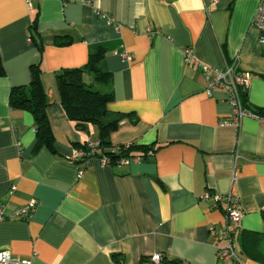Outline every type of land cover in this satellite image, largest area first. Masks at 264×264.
<instances>
[{
    "label": "crops",
    "instance_id": "obj_1",
    "mask_svg": "<svg viewBox=\"0 0 264 264\" xmlns=\"http://www.w3.org/2000/svg\"><path fill=\"white\" fill-rule=\"evenodd\" d=\"M256 7L257 0H0V205L12 212L36 201L27 220L0 223V249L31 264H156L154 253L219 264L209 229L224 228L225 201L204 198L210 191L238 198L234 249L247 264H264V117L223 124L232 106L221 88L205 93L202 71L236 60L250 75L246 105L264 110ZM34 21L41 52L31 39ZM62 37L69 43L56 44ZM99 45L114 95L106 108L129 114L110 143H131L135 155L151 147L152 157L105 165L96 156L68 159L97 128L74 127L55 74L83 66ZM187 46L195 63L184 62ZM38 62L52 100L54 151L35 148L32 114L8 103L11 87L27 85Z\"/></svg>",
    "mask_w": 264,
    "mask_h": 264
},
{
    "label": "trees",
    "instance_id": "obj_2",
    "mask_svg": "<svg viewBox=\"0 0 264 264\" xmlns=\"http://www.w3.org/2000/svg\"><path fill=\"white\" fill-rule=\"evenodd\" d=\"M31 39H33L38 50L41 52L42 44L36 33L35 21L31 26ZM69 39L57 38L56 44H68ZM105 54V48L101 45L91 47L88 53L87 62L80 67L63 68L56 72V82L59 92L60 104L65 115L74 123L78 131H87L90 126L97 128L98 141L94 152L88 147L89 139L75 143L74 148L84 152V156L76 163H83L89 157H104L106 164H120L123 157L139 156L142 159L152 157L154 149L151 147H141L140 154L135 155L132 150L137 146L112 145L110 134L117 128L122 117L129 114L112 112L106 108V104L113 99L111 74L100 69L99 61ZM42 68L40 62L30 67V81L27 85L13 86L9 93V107L26 110L34 118L36 130L35 148L46 146L54 151V138L47 115V107L52 103L51 98L45 91L41 80ZM4 74V67L0 58V76ZM87 78V79H86ZM246 91L242 92L243 104L258 117H264V110L246 105L244 99ZM133 122L136 119H131ZM157 264H182L177 258H165Z\"/></svg>",
    "mask_w": 264,
    "mask_h": 264
},
{
    "label": "built area",
    "instance_id": "obj_3",
    "mask_svg": "<svg viewBox=\"0 0 264 264\" xmlns=\"http://www.w3.org/2000/svg\"><path fill=\"white\" fill-rule=\"evenodd\" d=\"M28 6H31L32 0H25ZM217 0H207L208 3H214ZM206 4L205 10H208ZM252 26L259 33V42L264 45V0H257V7L252 18ZM122 58L131 59V54L123 51ZM185 63H195L194 50L192 46H187L183 52ZM202 71L205 80V93L211 95L215 88H221L227 95V100L232 106L233 113L231 121L225 120L223 124L239 125L240 120L246 116L256 117L251 110H249L242 101V92L247 91L250 83V75L247 72L241 71L237 65L236 60L227 63L223 69H217L210 66L202 65ZM98 141L96 139H89L88 147L93 153ZM128 145V144H125ZM84 152L78 148H73L69 156L70 162L82 158ZM237 157V156H236ZM141 161V157H123L120 159V164H128L129 162ZM102 165L106 164L104 157L100 158ZM83 169H79L78 175H81ZM204 198L212 199L216 202L225 201V225L220 231L216 230L214 226L209 229L211 243L216 249V257L219 264H247L242 260L234 249V230L240 228V220L242 211L238 198L233 197L231 194L221 196L206 191ZM36 206L35 199H30L26 205L16 211L7 212L5 206L0 205V223L5 220H27L31 217L32 212ZM152 262L156 264L161 260L160 253H154L150 257ZM0 264H31L30 258H21L13 255L8 249H0Z\"/></svg>",
    "mask_w": 264,
    "mask_h": 264
}]
</instances>
